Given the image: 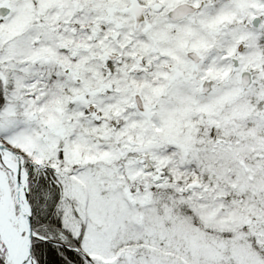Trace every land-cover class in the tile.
<instances>
[{
  "label": "snow or ice",
  "instance_id": "obj_1",
  "mask_svg": "<svg viewBox=\"0 0 264 264\" xmlns=\"http://www.w3.org/2000/svg\"><path fill=\"white\" fill-rule=\"evenodd\" d=\"M0 264H264V0H0Z\"/></svg>",
  "mask_w": 264,
  "mask_h": 264
}]
</instances>
